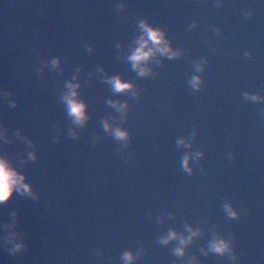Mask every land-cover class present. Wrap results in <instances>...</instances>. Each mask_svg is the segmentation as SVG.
Listing matches in <instances>:
<instances>
[{"label":"water","instance_id":"95a60500","mask_svg":"<svg viewBox=\"0 0 264 264\" xmlns=\"http://www.w3.org/2000/svg\"><path fill=\"white\" fill-rule=\"evenodd\" d=\"M0 157V264H264V0H0Z\"/></svg>","mask_w":264,"mask_h":264},{"label":"clouds","instance_id":"9594fccd","mask_svg":"<svg viewBox=\"0 0 264 264\" xmlns=\"http://www.w3.org/2000/svg\"><path fill=\"white\" fill-rule=\"evenodd\" d=\"M142 26L145 28L146 36L148 37V39L142 38L140 47L135 50V52L129 57V59L133 62V67L139 69L141 75H145L149 70L147 68L141 67V64L143 61L149 59L153 55L154 51L159 50L163 53H170L173 56L176 55V53L171 52L170 47L167 46V42L164 40V35L161 30L154 29L143 22ZM149 42H153L157 46H159L158 49L146 50V45ZM52 63L57 64L58 61L54 60ZM199 81L200 77L197 76L193 78L192 83L198 86ZM110 82L112 83L114 91L116 92H123L133 87L131 82L126 83L122 81L119 76L112 77ZM67 87L71 89V91L64 96V100L67 103L69 115L73 117L75 123L83 124L87 119L86 104L77 98L78 94L76 92V89L79 87V85L70 82ZM125 107L126 104L120 105L121 109ZM105 128H110V124H108V122H105ZM114 134L118 139H127L128 137L127 131L121 128H116ZM180 143H183V141H180ZM188 159L189 157L185 156V168H188ZM23 181L24 177L18 174L13 168H11L7 160H5L3 157H0V202L7 201L11 197L13 191L17 188H19L24 193L31 192V186L29 184L23 183ZM227 207L229 208V214L235 216L236 212L231 209V206ZM175 236L176 233L173 231L167 238L164 239V242L166 243L168 240L174 238ZM23 247V243H18L13 251H18ZM228 247V243L223 240L217 241L213 244V249L217 252H224ZM176 251L177 254H183L182 248H178ZM132 258L133 257L131 253H125V259L127 261H130Z\"/></svg>","mask_w":264,"mask_h":264}]
</instances>
